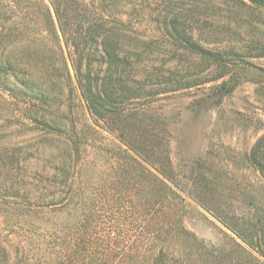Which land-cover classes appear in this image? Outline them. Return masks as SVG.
Segmentation results:
<instances>
[{
    "label": "trees",
    "instance_id": "1",
    "mask_svg": "<svg viewBox=\"0 0 264 264\" xmlns=\"http://www.w3.org/2000/svg\"><path fill=\"white\" fill-rule=\"evenodd\" d=\"M247 1L264 9V0ZM100 2L52 1L56 19L39 2L44 22L20 18V33L53 42L49 51L20 48L22 113L41 144L55 147L20 159L22 240L28 243L37 222L52 245L38 251L47 261L35 264H264L263 215L218 209L221 184L210 173L193 169L188 193L175 175L170 131L156 102L193 87L184 83L189 73L177 77L154 63L133 43L145 36L130 43L117 35L124 21L106 15ZM9 72L0 63V82ZM102 132L116 142L100 141ZM184 194L226 229L219 243L188 226ZM30 253L20 247V264H32Z\"/></svg>",
    "mask_w": 264,
    "mask_h": 264
},
{
    "label": "rangeland",
    "instance_id": "2",
    "mask_svg": "<svg viewBox=\"0 0 264 264\" xmlns=\"http://www.w3.org/2000/svg\"><path fill=\"white\" fill-rule=\"evenodd\" d=\"M52 1L63 6L94 2L0 0V63L10 70L8 79L0 82V264H20L22 245L31 249L32 264L39 263L52 246L50 239L45 242L40 237L37 222L28 243L24 242L20 222L25 187L20 159L55 150L51 144H41L38 128L22 113L26 100L20 98V48L33 44L49 51L53 42L34 32L20 33V18L44 22L45 13L38 7L42 2L56 19ZM97 2L113 20L124 21L115 27L117 35L129 37L130 43L135 34L145 36L133 43L147 51L154 63L168 72L176 70L177 77L189 73L184 83L193 87L168 91L156 102L170 131L175 175L186 193L193 169L200 177L210 173L221 184L222 194L215 202L218 209L238 216L259 212L264 217V9L247 0ZM46 112L49 119L53 112ZM102 135L100 141L107 139V145L116 142L107 132ZM184 196L188 226L205 241L219 243L221 230L226 229ZM52 264H65V260Z\"/></svg>",
    "mask_w": 264,
    "mask_h": 264
}]
</instances>
